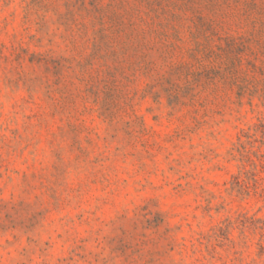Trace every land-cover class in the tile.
<instances>
[{"label":"rangeland","instance_id":"1","mask_svg":"<svg viewBox=\"0 0 264 264\" xmlns=\"http://www.w3.org/2000/svg\"><path fill=\"white\" fill-rule=\"evenodd\" d=\"M0 264H264V0H0Z\"/></svg>","mask_w":264,"mask_h":264}]
</instances>
